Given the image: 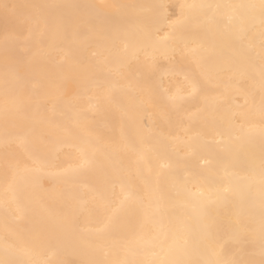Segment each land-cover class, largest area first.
Returning a JSON list of instances; mask_svg holds the SVG:
<instances>
[{
	"label": "bare ground",
	"instance_id": "obj_1",
	"mask_svg": "<svg viewBox=\"0 0 264 264\" xmlns=\"http://www.w3.org/2000/svg\"><path fill=\"white\" fill-rule=\"evenodd\" d=\"M43 261L264 264L261 0H0V264Z\"/></svg>",
	"mask_w": 264,
	"mask_h": 264
},
{
	"label": "snow or ice",
	"instance_id": "obj_2",
	"mask_svg": "<svg viewBox=\"0 0 264 264\" xmlns=\"http://www.w3.org/2000/svg\"><path fill=\"white\" fill-rule=\"evenodd\" d=\"M261 7L264 10V0H261ZM197 91V86L194 82L187 81L183 85H178L176 94H170L168 99L175 103L176 100L182 99L185 94L192 95ZM38 264H50L49 261L38 262Z\"/></svg>",
	"mask_w": 264,
	"mask_h": 264
}]
</instances>
